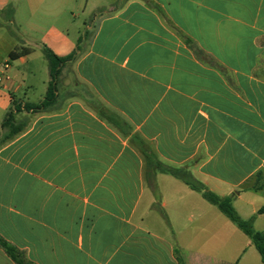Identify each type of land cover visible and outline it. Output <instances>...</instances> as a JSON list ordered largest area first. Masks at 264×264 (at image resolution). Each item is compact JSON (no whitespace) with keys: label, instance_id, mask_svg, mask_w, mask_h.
I'll list each match as a JSON object with an SVG mask.
<instances>
[{"label":"crops","instance_id":"0c3cea01","mask_svg":"<svg viewBox=\"0 0 264 264\" xmlns=\"http://www.w3.org/2000/svg\"><path fill=\"white\" fill-rule=\"evenodd\" d=\"M45 48L74 56L55 79ZM6 62L0 237L28 262L205 264L184 221L221 216L158 164L264 221V0H0Z\"/></svg>","mask_w":264,"mask_h":264},{"label":"trees","instance_id":"16d2710c","mask_svg":"<svg viewBox=\"0 0 264 264\" xmlns=\"http://www.w3.org/2000/svg\"><path fill=\"white\" fill-rule=\"evenodd\" d=\"M44 54L49 61V67L53 79H55L61 66L65 65L67 62L74 60V56H69L66 58L58 57L48 48L44 49ZM13 57H16V55H13ZM50 89L51 87H49L48 95L50 93ZM48 95L47 98H49ZM25 109L30 111L32 107H25ZM20 112L21 109L17 104H15V106L9 112H7L5 120L2 124L3 129L7 130V134L2 139H0V145L12 141L24 130V125H17L16 122V115ZM158 165L162 173L169 174L174 178L183 181L193 191L199 193L205 201L215 206L234 225H236L249 238V240L251 241V245L258 251L262 263L264 264V231L255 230L253 226L255 217H253L251 221H245L240 217L233 205L235 196H219L218 194L211 191L202 182L197 180L187 169H174L162 166L161 164ZM259 214H264V207L259 210ZM0 248H2L16 264H32L26 260L22 252H20L16 247H14L1 237ZM176 251L177 253L179 252L178 249Z\"/></svg>","mask_w":264,"mask_h":264},{"label":"rangeland","instance_id":"374dc122","mask_svg":"<svg viewBox=\"0 0 264 264\" xmlns=\"http://www.w3.org/2000/svg\"><path fill=\"white\" fill-rule=\"evenodd\" d=\"M7 16L8 14L2 19V23L5 25V30H7L9 34L18 35L20 27L16 26L14 23L11 24ZM82 29L85 30V28ZM41 58L42 61L40 60L39 63L42 66L48 68L49 61L47 60L46 56L42 55ZM196 194L199 196L202 202L208 204L199 193ZM216 210L221 216V219L213 220L204 216L201 219L196 218L194 221H184V224L187 225L186 228L188 229L184 235L185 242L188 243L190 240L195 239L194 249L198 254L203 256V258L205 257V264H215L217 260L231 261L233 264H263L258 251L252 245V251H249L245 258L241 259V248L246 247V244L250 242L249 238L217 208ZM238 214L245 221H251L252 219L249 218L250 216H244V214H240L239 212ZM263 225V220L253 222V226L256 231H263ZM213 230L217 231L218 234L214 235L212 233ZM227 239L228 243L232 245V247H230L228 250L225 249Z\"/></svg>","mask_w":264,"mask_h":264},{"label":"built area","instance_id":"2783aa9c","mask_svg":"<svg viewBox=\"0 0 264 264\" xmlns=\"http://www.w3.org/2000/svg\"><path fill=\"white\" fill-rule=\"evenodd\" d=\"M11 68V63L6 62L0 71V87L7 81L11 80V75L9 74V70Z\"/></svg>","mask_w":264,"mask_h":264}]
</instances>
